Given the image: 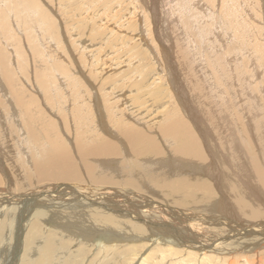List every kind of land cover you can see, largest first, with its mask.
Wrapping results in <instances>:
<instances>
[{
	"label": "rangeland",
	"instance_id": "374dc122",
	"mask_svg": "<svg viewBox=\"0 0 264 264\" xmlns=\"http://www.w3.org/2000/svg\"><path fill=\"white\" fill-rule=\"evenodd\" d=\"M165 53H172V57L168 55L170 59L166 60ZM36 74H39L38 77ZM12 75L16 81L12 80ZM40 77L43 78V82L37 79ZM7 81L10 86L7 85ZM179 84L186 91L184 94L189 93L188 99L184 97L185 95L182 94V97L177 93ZM27 100L30 102L28 107L22 104ZM231 109L234 110L230 117ZM110 114L116 118L112 115L111 117ZM206 114L210 119L206 118ZM103 115L105 119H109L110 127H113V122L110 121L113 118H118V121L123 119L124 122L129 121V124L133 122L131 125L140 128L142 135L155 138L157 148L163 155L160 157L161 160L165 158L164 156L168 157V152L170 154L173 152L176 142H173V145L165 143V140L163 141L158 134V126L178 119L184 120L190 131L193 130L191 132L198 137V143L203 146V149L206 145L210 146L208 150L211 157L209 159L207 156L208 161L204 164L208 162L211 164L218 150L223 156L226 154L230 156L227 153V145L228 148L230 146L228 137H231L235 129V133H239L240 130L242 134L243 127H248L246 130L247 133L249 130L250 135L247 137L244 135L239 139L248 142L246 145H250L249 152L253 157H260L259 144L256 143L258 138L255 137L253 129L259 128L264 134V0H0V164L5 165V168L7 166L12 174H9L11 178L9 175L1 176L2 182L9 178L7 182L10 183L11 180L10 184L14 186L20 183L23 186L26 185L23 187L26 188L24 192L31 191L30 185H33L31 186L33 188L38 184H34V178L38 175L35 171L43 164L37 166L34 158L39 153L38 157L42 159L47 151L52 149L49 148L47 139L53 137L55 128L57 130L54 132L58 133L56 135L60 141L69 142L64 146L66 148L69 146L67 148L69 152L72 150L73 154L72 152L68 154L75 161L78 169L80 168L79 173L83 175L85 170L81 160L75 156L76 150L71 147L73 133L81 130L82 135L86 136L88 132L87 136H90L94 130L103 134L102 131L108 130L102 125ZM164 117L165 121H162ZM42 122L47 125L44 126L48 128L49 134H43ZM52 127L53 131H50L49 128ZM202 129H205L204 132L207 129L206 133L209 135L206 137L207 141L202 135ZM94 131L91 135L93 137ZM257 133L259 137L260 133ZM106 137L109 138L107 135ZM259 138L262 139V136ZM119 141L118 139L115 145H118L122 151L121 155L126 156L125 150L128 144ZM37 142L40 145H37ZM37 148L41 149L37 150ZM44 148L45 151H42ZM27 150L28 152L29 150L34 151V154L32 153L29 157L30 163L21 159ZM35 150L38 152L35 153ZM188 151L190 150L185 152L189 154ZM185 152L183 155H186ZM142 157L144 156L137 158ZM147 157L151 156L147 155ZM171 157L174 158L175 155L172 153ZM240 157L242 161L235 160L234 166L241 177L246 162L244 157ZM137 158H133L134 161ZM182 158L185 160L184 157ZM178 161L182 164L180 159ZM124 162H130V160ZM24 164L27 167H24ZM45 164V166L48 165V163ZM31 165L35 168V177L31 176L32 171H26L33 170ZM162 165L163 163L160 166ZM221 166L223 167V164H220ZM24 171L30 175L24 174ZM245 172L249 176V169ZM245 172L242 178L251 182V177H246ZM174 173L178 174V172L169 173L171 177L168 180L171 184L176 183ZM194 173L202 178H208L202 170L199 173L195 170ZM142 176L143 189L146 187L145 189L156 195L160 191L168 197L163 199L164 196H160L163 194L158 192L159 194L153 198L145 193L146 190H141L146 199L149 201L153 198L154 205L160 204L161 201L166 205L170 203L168 205L174 208L175 198L172 193L164 186L163 190H152L153 181H147V175ZM13 181L18 183L15 185ZM67 182L56 181L59 184H68ZM218 182H220L219 179ZM45 183L50 184L49 181ZM5 184L0 185V190H4ZM72 184L76 186L78 182ZM147 184L150 189L147 188ZM221 184L220 182L222 187ZM256 187L252 186V191L248 189L253 194H251L252 201L256 203L255 205L261 212V216L254 222L263 221L264 223V217H262L264 216L262 215L264 214L262 213L264 212V192ZM117 190L123 191L118 188ZM253 191L259 197V201L261 198L262 205L256 200ZM3 193L1 192L0 196H3ZM217 194L216 197L219 196V191ZM28 199L27 197V200L21 204L23 215L24 207L29 202ZM2 203L0 201V205ZM197 209L201 211L200 208ZM238 212L240 213L239 210ZM190 214H194V211ZM241 217L245 218V221L253 222L252 218ZM260 217H262L261 220ZM129 220L133 219L129 218ZM117 221L118 228L124 229L122 237L112 235L110 241L101 242L99 232L91 237L92 239L80 237L77 233L84 228L77 225H71L69 230L66 229L67 232L63 230L64 233L61 234L59 233L60 228L56 226L58 223L55 222L52 225L44 222L41 225L42 234H40L42 236L37 235L35 239L43 238L41 244L39 243L43 249L47 246H53L54 249L55 246L59 247L51 254L52 264L53 262L54 264H107L106 261L109 258L113 259L109 264H143L144 261L146 262L144 264H149V261H151L150 264H168L175 260L176 262L171 264H177L182 257L183 259L187 257L183 252L174 255L166 251V247L160 244L162 242L159 243L155 239L158 236L151 235L146 225H142V231L136 232L133 228L136 221L133 220L134 223L132 221L122 222L119 218ZM165 221L169 222L167 219ZM138 225L141 226L140 222ZM164 228L160 225L157 231ZM46 230L50 231L49 235L53 233L52 237ZM13 236L17 237L16 234ZM16 239L13 240L11 246H3L4 250L0 251V264H11L14 260L16 264L26 262L25 254H22L23 249L21 251L22 246L16 243ZM1 246L0 243V249ZM128 247H131L130 251ZM65 248L68 249L65 250ZM261 248L247 250L248 253L246 251L242 252L243 254L238 253L249 257L239 258L238 263L264 264V247ZM173 249L177 248L173 247ZM110 250L111 256L107 258L108 255L105 254H108ZM227 254L220 256L216 252L208 255H203V253L200 255V252L192 253L186 261L178 262V264H185V262L186 264H223L225 262L227 264L230 259L232 261L229 254L226 258ZM205 255L208 259H204ZM215 255L222 258L216 260ZM37 256H41L39 252H36L35 257L32 256L34 261L37 260ZM42 257V264H45V259ZM62 258L66 263L61 261ZM30 259L26 264L31 263Z\"/></svg>",
	"mask_w": 264,
	"mask_h": 264
},
{
	"label": "bare ground",
	"instance_id": "6f19581e",
	"mask_svg": "<svg viewBox=\"0 0 264 264\" xmlns=\"http://www.w3.org/2000/svg\"><path fill=\"white\" fill-rule=\"evenodd\" d=\"M172 47H174L173 44H172ZM168 49L170 51L172 50L170 48ZM168 55L172 57V53L170 54L167 53L165 55L166 60L167 58L170 59ZM11 78L13 81H16L13 75ZM37 79L40 82H43L42 77H40V79L39 78ZM7 85H8V81H7ZM15 85L17 86V84ZM8 86H10V84ZM177 87H178V92L177 91L176 92L180 94L178 95L182 96L183 94L185 95L184 97L188 99L189 93L184 94L186 93V91H184L181 88L180 84ZM15 89H17V87ZM13 104H16V102L15 103L13 102ZM22 104L26 107L30 106V102L28 100L24 101ZM190 106L188 107V109L190 108ZM186 108L187 107H185V109ZM190 110L192 111V109ZM232 110L234 109L230 110V113H229L230 117L231 115H233ZM111 115L112 114H110V116ZM103 116H102V122H103L102 125L104 126V129H108L107 131L105 130L102 131L103 134H100L99 132H95L94 130H93L95 132L94 137L91 136L93 134V131L92 133L90 132L91 133L90 136H87L88 132L86 133V136L82 135L81 130H80L81 132L80 131L78 132L77 130H75L77 132L75 134L73 133L74 136H73V141L71 143V147L76 150L75 156L77 158H80L81 160V163L85 170V173L83 175L79 173L80 168L78 169L77 164L75 163V161L71 159L69 155L72 152V150L70 149L71 152H69V149H67L69 146L67 145L68 146L67 148L64 146L65 143H69V142H65L64 140L60 141L59 137H57L58 133L54 132L57 129L55 128V130L53 131V127L49 128L50 131L52 130L54 133L53 137H49L47 139L50 145L49 148H52V149H49L50 151H47V153L44 152V154L46 153V155H44L42 159L38 157L39 153L34 158L35 162H37L36 164L37 166L43 164L41 168L39 166V169L35 171L38 173L37 177H35L36 176L34 174L35 168L33 167V165H31L33 170H30V171L26 170L27 172L32 171L31 176L33 175V177H35L34 184L38 183L33 188L31 187L33 185H30V188H29L31 190V191L29 190L30 192H28L27 190L26 191L28 193L26 191H25L26 193L24 192V189L26 188H23V187H25L26 185L23 186L20 183V181H19L20 184L18 185H16L18 182L15 183V181L17 180L13 181L16 186L10 184L11 180H10V183L7 182V179L9 180V178L4 179L2 182L1 176H8L11 173V171L10 169L7 168V166H6L7 168V171H6L5 165L0 164V185H2L3 183H6L4 190H0V193L4 192L3 196H0V201L3 202L2 205H0V243L2 244L1 249H0L1 252L4 250L3 249L4 245L11 246V243H13V240L18 237L16 239L17 241L16 243H19L22 246L21 251L23 249L22 254L23 255L25 254L26 262H29L28 260L32 258V256L35 257L36 252H39L40 255L44 257L45 264H52L50 260H51V257L53 258V256H51V254L53 250L55 249L57 250L59 249V247H56L54 245L55 246V249H54L53 246L51 245L52 247L47 246L43 249L40 245L41 244L40 242L43 240V238L35 239L37 235L42 236L41 235L42 234L41 225L44 224V222H47V223L49 222L50 225H52L53 222L58 223L56 226L60 228L59 233L61 234L64 233L63 230L66 231V229H68L71 225H77L78 227L84 228L83 230H81V232L78 231L77 233L80 237L83 236L84 238L90 239L91 237L96 236V234L99 232L98 235L101 234L100 236L101 242H103V241H110V238L112 235L122 237V231L124 229L120 230L118 228L119 223L117 221V218L122 219V222L132 221L134 223V221H136V223H134V226H133L134 231L136 232H139L141 229L143 230L142 225H146V229H148V231L151 232L150 234L153 235L154 237L155 235L158 236L155 239H157L159 243L162 242L160 244L166 247L165 248L166 251L174 253V255L175 254L179 255L180 252L181 253L183 252V254H186L188 257V256H191L192 253L197 254L200 252V255L201 253H203V255L204 254L208 255L211 252H216L218 253V255L223 256L224 254L228 253L229 257L232 258V261L230 259L229 260L230 262L228 261L227 264H236L240 262L239 258L240 259L249 258L243 255H239L240 253L245 252V251L247 252V250L248 251L257 250V249H260L261 247H264V227H263L264 223H262L263 221L259 223L254 222L258 220L256 218L261 216V212L259 210V207L255 205L256 203L253 202L251 199V196L253 194L248 191V189L253 190L252 186H257L261 191L264 192V134L263 132H260L261 130L258 128V126H257L258 128L257 130L253 129L255 134L254 133L252 134H254L255 137L258 138L256 140L257 141L256 143L259 144L258 149L260 150L258 151H260V157H253L252 154H250L249 152L250 145L249 146L246 145V143L248 142L241 141L239 139V138H242L244 135L246 137L250 135L249 130H248V133L246 130L248 129V127L247 128L243 127L244 130H242V134L240 133L239 129L238 130L240 134L235 133L236 129L233 130L232 133L230 132L231 137L230 138L228 137V142L230 143L229 148H228V145L226 144L227 149H228L227 153H229L230 156L227 154L223 156L222 154H220V151L218 150L217 153L215 152L216 153L215 159L212 160L211 164L210 162L204 164V162L208 161L207 156L209 159L211 157L210 156L211 153L208 150L209 145H206L205 148L203 149V146L202 145L200 146L198 143V140H199L198 137L195 136L193 132H191L193 130L190 131V129L188 128L189 126L182 119L172 121L169 124H161V126H158L159 132L158 131L157 132L160 138H162L163 141L165 140V143L168 142L169 144L173 145V142H176V145H175L176 147H173V152H172L173 155H175V157L172 158L171 157L172 153L170 154L168 152V157L164 156L165 158L164 159L162 158L161 160L160 157L162 153H160L161 151H159V148H157L158 144H157V141H155L156 140L155 138L148 136V135L146 136L142 135L143 132H141L142 130H140V128L138 129V127H134V125H131L133 122L130 121L131 123L129 124L128 123L129 121L124 122L125 120L123 121V119L118 121L117 120L118 118L114 119L116 117H114L113 115H112L114 117L113 119L109 117L110 119H112L110 121L113 122V127H110L109 122H108L109 119H105V116L104 118ZM204 116H205V113H204ZM29 118L30 119L32 118L34 120V118L31 116H29ZM206 118L210 119L208 114H206ZM162 121H165V117L162 119ZM195 123L197 124V121H195ZM42 124L43 125L41 126L43 130V134L44 135L49 134L50 132L47 130L48 128L44 126L46 124L43 122ZM204 130L202 129L201 132L203 133L202 135H204V137L206 138L209 135L206 133L207 129L205 132ZM257 132L260 133V136H262V139L259 138L260 136L258 137L259 134ZM106 135L109 136V138L111 139L107 138ZM219 138H222V137H219ZM118 139L121 141V142L119 141L120 143L123 142V143L128 144L127 150L129 149V151L125 150L127 152L126 156L125 154L121 155L122 151H120V148L118 147V145H115L117 144L115 142H118ZM205 140L207 141V138ZM37 145H40V144L37 142ZM206 147H207V150H206ZM39 149L41 148H37V150ZM188 149L190 150L188 151L190 152L189 154L185 152ZM236 149H237V152H236ZM42 151H45V148L42 149ZM37 152L38 151H36L35 153ZM183 152H185L186 155H183ZM32 153L34 154V151L29 150L28 152L27 150L26 153H23V156L21 157V159L26 160L28 163H30L29 157ZM147 155L151 157L148 158ZM138 156H144V157L138 159L137 158ZM240 156L244 157L245 162H246L245 164L246 166H244V170L242 171L241 177L239 176V173H237L238 171L234 166L235 160L242 161L241 160L242 158ZM98 157L100 160L98 159ZM112 157L114 160L112 159ZM182 157H184L185 160H183ZM233 157H235V159H233ZM36 158H38V160H36ZM133 158L135 159L137 158V160L134 161ZM179 159L182 161V164L181 162L179 163L178 161ZM127 160H130V162H124ZM158 160L162 161L163 163L162 166H160L162 164L161 161L159 162ZM21 163L19 162V164ZM45 163H48V165L45 166L46 165ZM220 164H223V167L222 166L220 167ZM24 165H25L24 167H27L26 164ZM248 169L250 172L249 176L251 178L245 172V170H248ZM195 170L198 173L200 170H202V173L208 175L207 176L208 181L206 178H202L201 176L196 175L194 173ZM26 171H24L25 172L24 174H27ZM170 172H178V174L174 173L175 178H176L175 179L176 183L174 184H171L169 181L170 180L169 177H171L169 174ZM243 172H245V174L247 175L246 177L250 178L251 182L242 178L244 177ZM13 174L15 175L14 171H13ZM142 175L148 176L147 181H151V182L153 181L154 188H152V190L153 189L159 190V189L166 187L172 193L173 198H175L174 208H171V206L168 205L170 203H167V200H166L167 205L163 204L162 201H161L162 204L161 202H159L160 204L154 205L153 198L157 196L160 193V191L157 190L159 193L157 192V195H156L152 193V191L145 189L146 188L145 186H144L145 188L143 189L144 184H142L143 183ZM174 175H173V178H174ZM11 177L12 176H10V178ZM218 179L222 183L221 184L222 187L220 186V182H218ZM31 180H32V177H31ZM26 181L24 183H26ZM47 181H49L50 184L45 183ZM56 181L57 182L58 181L59 182L68 181L67 182L68 184H65V183L59 184V183H56ZM72 181L78 182V184L76 186H73ZM85 182H86V186H85ZM144 182L146 183V181ZM172 182H174V180ZM29 183H31V181ZM29 183H27V185ZM148 186L149 185L147 184V188ZM117 188L123 191H119L117 190ZM217 188L219 190H217ZM141 190H144V191L146 190L147 192L145 191V193L146 194L148 193L150 197H153V198L149 199L148 201V199H146L145 197V194H143ZM218 191H219V196L216 197V195H218L217 194ZM150 193L154 194V196H151L152 194ZM160 194H163V195H160L162 197L164 196L163 199L167 197L164 193H160ZM27 197L29 198L28 199L29 202L24 207V215H25L24 216L23 213L21 212V204L22 202L27 200ZM255 198L256 200L259 199V197L256 195H255ZM259 203H261V198H260ZM260 207L261 209H263L262 206ZM197 208H200L201 211L199 212ZM238 210L243 215H241L238 212ZM174 211L176 213H174ZM192 211H194V214H190L192 213ZM195 211L197 213H195ZM241 216H245L246 218H249V219L252 218L253 222L251 223V222L245 221L244 220L245 218L243 219ZM262 217H260L259 219L261 220ZM129 218L133 219L134 221L133 220L130 221ZM240 218H242L244 221ZM165 219H167V221L169 220V222H166ZM138 221L140 222L141 226L138 225L139 223ZM130 225L131 224H129V226ZM160 225L165 228L159 229L157 231ZM128 230L130 232V229ZM49 232H47L48 235H49ZM14 234H16L17 237L13 236ZM52 235L53 233L49 236L52 237ZM60 238H62V236ZM101 242H99L100 245H101ZM59 243H61V241ZM63 243L64 242H62V244ZM38 244L40 248L38 247ZM108 245L107 247H109ZM156 246L157 245L155 244V247ZM158 246L160 245L158 244ZM37 247L39 248L38 250H37ZM173 247H176L177 249H173ZM130 248H129V251H130ZM66 249L68 248H65V250ZM61 251H64V250H61ZM111 253L112 252L110 250L108 254H105L106 256L108 255L107 258L111 256ZM221 253H223V255ZM1 254L3 255V253ZM58 254L60 253L58 252ZM62 254H64V252H62ZM228 254L226 258L228 257ZM206 255L204 259L206 258L208 259ZM41 256L40 257L37 256L36 261H34V258L30 259L31 263H27V264H42L43 260L41 261ZM159 257H156V258H159ZM187 257L185 256V259H183L184 257H182V259L178 260V262L186 261ZM214 258H216V260L218 258L219 260L222 257L215 255ZM65 260L63 261V258H62L61 261L65 262ZM111 260L113 259H110V258L107 259L106 263L107 264L111 263L112 262ZM26 262L25 263L22 262V263L26 264ZM149 262L151 263V261ZM175 262H170L168 264L175 263ZM144 263L146 262L144 261ZM186 263L187 262H185V264ZM11 264H16L15 260ZM223 264H226V262Z\"/></svg>",
	"mask_w": 264,
	"mask_h": 264
}]
</instances>
